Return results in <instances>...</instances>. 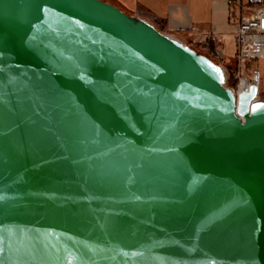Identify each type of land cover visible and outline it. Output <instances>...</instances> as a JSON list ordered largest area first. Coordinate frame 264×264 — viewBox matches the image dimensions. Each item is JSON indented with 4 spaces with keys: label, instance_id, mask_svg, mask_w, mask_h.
I'll return each instance as SVG.
<instances>
[{
    "label": "water",
    "instance_id": "obj_1",
    "mask_svg": "<svg viewBox=\"0 0 264 264\" xmlns=\"http://www.w3.org/2000/svg\"><path fill=\"white\" fill-rule=\"evenodd\" d=\"M105 0H0V264H264V100Z\"/></svg>",
    "mask_w": 264,
    "mask_h": 264
},
{
    "label": "crops",
    "instance_id": "obj_2",
    "mask_svg": "<svg viewBox=\"0 0 264 264\" xmlns=\"http://www.w3.org/2000/svg\"><path fill=\"white\" fill-rule=\"evenodd\" d=\"M164 34L211 56L224 66H235L237 41L230 22L228 0H107ZM264 0H242L244 14ZM195 29V31H194ZM204 35H199L198 32ZM216 36L222 52L216 48ZM262 77L264 74L261 72Z\"/></svg>",
    "mask_w": 264,
    "mask_h": 264
},
{
    "label": "built area",
    "instance_id": "obj_3",
    "mask_svg": "<svg viewBox=\"0 0 264 264\" xmlns=\"http://www.w3.org/2000/svg\"><path fill=\"white\" fill-rule=\"evenodd\" d=\"M228 11L230 22L235 26L237 41L233 68L237 84L229 88L238 95L248 91L251 86H258L260 89L262 75L257 64L264 61V5H256L248 14H244L242 0H228ZM198 34L207 35L203 32ZM212 37L216 41L217 50L222 52L221 40L216 36Z\"/></svg>",
    "mask_w": 264,
    "mask_h": 264
},
{
    "label": "rangeland",
    "instance_id": "obj_4",
    "mask_svg": "<svg viewBox=\"0 0 264 264\" xmlns=\"http://www.w3.org/2000/svg\"><path fill=\"white\" fill-rule=\"evenodd\" d=\"M107 1V0H105ZM200 52V51H199ZM201 53V52H200ZM204 54V53H202ZM206 55V54H204ZM208 56V55H206ZM210 57L213 61H215L217 64L221 65L217 60H215L214 58ZM225 70H226V74H227V87H235L237 82L235 81L234 75H233V65L232 66H224L221 65ZM257 66L259 67V69L261 70V72L264 74V61H260L258 62ZM259 100H264V78H261V83H260V89H259Z\"/></svg>",
    "mask_w": 264,
    "mask_h": 264
},
{
    "label": "trees",
    "instance_id": "obj_5",
    "mask_svg": "<svg viewBox=\"0 0 264 264\" xmlns=\"http://www.w3.org/2000/svg\"><path fill=\"white\" fill-rule=\"evenodd\" d=\"M114 5V4H113ZM209 56V55H208Z\"/></svg>",
    "mask_w": 264,
    "mask_h": 264
},
{
    "label": "bare ground",
    "instance_id": "obj_6",
    "mask_svg": "<svg viewBox=\"0 0 264 264\" xmlns=\"http://www.w3.org/2000/svg\"><path fill=\"white\" fill-rule=\"evenodd\" d=\"M259 98V97H258Z\"/></svg>",
    "mask_w": 264,
    "mask_h": 264
}]
</instances>
